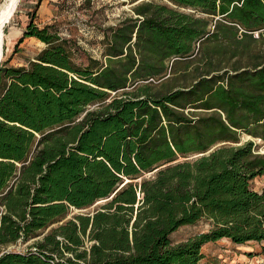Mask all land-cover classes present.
<instances>
[{"label":"trees","instance_id":"trees-1","mask_svg":"<svg viewBox=\"0 0 264 264\" xmlns=\"http://www.w3.org/2000/svg\"><path fill=\"white\" fill-rule=\"evenodd\" d=\"M165 1L81 60L28 12L14 54L44 47L0 64V264H200L223 238L264 252V153L241 141H264V0Z\"/></svg>","mask_w":264,"mask_h":264},{"label":"rangeland","instance_id":"rangeland-1","mask_svg":"<svg viewBox=\"0 0 264 264\" xmlns=\"http://www.w3.org/2000/svg\"><path fill=\"white\" fill-rule=\"evenodd\" d=\"M140 1L142 0L130 4L123 0H42L35 6L36 0H20L14 15L3 26L5 48L1 62L10 58V65L19 66L18 64L26 63L44 46L39 40L28 37L22 41L18 52L14 54L18 38L29 20L28 12L33 10L34 22L37 26L55 24L61 36L77 42V48L74 47L73 50L78 60L84 58L86 54L101 58L104 30L115 26L126 16L135 17L132 7ZM5 2L6 0H0V14ZM246 140H254L258 152L264 153V141L243 134L241 141ZM251 185L255 190H260L264 185V177L254 179ZM99 204L101 201L90 209ZM77 211L74 210L73 213ZM207 228L208 224L205 222L182 226L171 235V238L175 242L182 241ZM28 243L30 241L18 243L9 246L8 249L22 250ZM262 246L258 243L235 245L225 238L209 242L202 247L203 258L200 264H264Z\"/></svg>","mask_w":264,"mask_h":264},{"label":"bare ground","instance_id":"bare-ground-1","mask_svg":"<svg viewBox=\"0 0 264 264\" xmlns=\"http://www.w3.org/2000/svg\"><path fill=\"white\" fill-rule=\"evenodd\" d=\"M20 0H6L4 5L2 6L1 14H0V31L3 36V26L9 21L8 18L11 19V16L13 15V12L17 10V5ZM11 15V16H10ZM10 16V17H9ZM5 39L3 38L0 40V57L3 56V49L5 48L4 45Z\"/></svg>","mask_w":264,"mask_h":264},{"label":"water","instance_id":"water-1","mask_svg":"<svg viewBox=\"0 0 264 264\" xmlns=\"http://www.w3.org/2000/svg\"><path fill=\"white\" fill-rule=\"evenodd\" d=\"M13 15H14V12H13ZM13 15H12V16H13ZM10 16H11V15H10ZM10 16H9V17H10ZM12 16H11V18H12ZM7 20L10 21V18H8ZM0 24H1V20H0ZM1 39H2V41H3V36H2V34H1V31H0V40H1ZM3 56H4V49H3ZM3 56H2V57H3ZM2 57H0V64H1V61H2Z\"/></svg>","mask_w":264,"mask_h":264},{"label":"crops","instance_id":"crops-1","mask_svg":"<svg viewBox=\"0 0 264 264\" xmlns=\"http://www.w3.org/2000/svg\"><path fill=\"white\" fill-rule=\"evenodd\" d=\"M41 44H43L42 42H40ZM44 45V44H43ZM44 46H42L41 47V49L43 48ZM41 49H39V51L41 50ZM30 59H32V57L30 58ZM24 64H26V63H24ZM24 64H18L19 66H21V65H24ZM17 66V65H16Z\"/></svg>","mask_w":264,"mask_h":264}]
</instances>
